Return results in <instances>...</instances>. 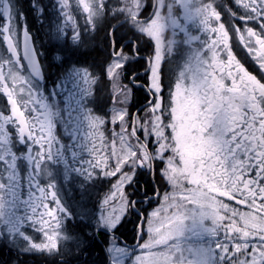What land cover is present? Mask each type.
I'll use <instances>...</instances> for the list:
<instances>
[{
    "label": "snow or ice",
    "instance_id": "6c2138e0",
    "mask_svg": "<svg viewBox=\"0 0 264 264\" xmlns=\"http://www.w3.org/2000/svg\"><path fill=\"white\" fill-rule=\"evenodd\" d=\"M0 97L5 264H264V0H0Z\"/></svg>",
    "mask_w": 264,
    "mask_h": 264
},
{
    "label": "flooded vegetation",
    "instance_id": "af4514ba",
    "mask_svg": "<svg viewBox=\"0 0 264 264\" xmlns=\"http://www.w3.org/2000/svg\"><path fill=\"white\" fill-rule=\"evenodd\" d=\"M74 2V0H73ZM103 33H100L97 38H96V43L100 44L102 46L103 44ZM98 55L97 52H92V56H96ZM185 53L181 52V53H174V63H181L183 62V57H184ZM89 62H91V59L89 60ZM70 87V85H69ZM67 95V92L62 93L61 96L59 97L61 103L64 102V97ZM143 97H144V92L143 91H139L136 92L134 95V98L132 100V103L135 104H142L143 103ZM0 100H2V97H0ZM98 102H102V96H98L97 98ZM79 166V165H77ZM143 182V181H142ZM65 197L68 196H75L76 193L72 192V193H68L65 192L64 193ZM126 225L121 229V233L122 235L120 236L121 241H127L129 244H132V237L134 235V228L136 227V218L130 217L128 219V222L125 223ZM69 247H71V245H69ZM12 254L7 250V249H2L0 248V264H5L6 261L9 260V257ZM101 256V252L99 247H93V249H90L87 253H85L84 255L80 256L78 260H74L72 259V257H68L70 260H72V264H85V261L91 262L94 260H97L99 257ZM35 258H29V257H21V260H28L29 264H33Z\"/></svg>",
    "mask_w": 264,
    "mask_h": 264
},
{
    "label": "trees",
    "instance_id": "16d2710c",
    "mask_svg": "<svg viewBox=\"0 0 264 264\" xmlns=\"http://www.w3.org/2000/svg\"><path fill=\"white\" fill-rule=\"evenodd\" d=\"M126 224H124V226H125Z\"/></svg>",
    "mask_w": 264,
    "mask_h": 264
}]
</instances>
